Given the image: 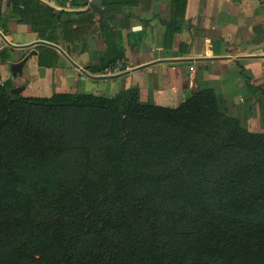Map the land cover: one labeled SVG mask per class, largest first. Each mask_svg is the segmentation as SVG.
Masks as SVG:
<instances>
[{
	"label": "trees",
	"instance_id": "trees-1",
	"mask_svg": "<svg viewBox=\"0 0 264 264\" xmlns=\"http://www.w3.org/2000/svg\"><path fill=\"white\" fill-rule=\"evenodd\" d=\"M102 4V14L112 10ZM73 24H46L44 40L82 52L84 41L65 31ZM38 49L39 67L58 65L52 47ZM84 79L83 90L49 97L0 86V139L11 137L21 156L0 166V264H264V133L242 127L211 88L162 106L139 102L135 88L111 97L85 89ZM30 105L61 118L83 111L89 130L78 123L77 141L57 150L66 135L32 122ZM132 146L143 150L137 164L92 171L94 154ZM8 149L0 145V159ZM65 154L71 166L56 173Z\"/></svg>",
	"mask_w": 264,
	"mask_h": 264
},
{
	"label": "crops",
	"instance_id": "crops-1",
	"mask_svg": "<svg viewBox=\"0 0 264 264\" xmlns=\"http://www.w3.org/2000/svg\"><path fill=\"white\" fill-rule=\"evenodd\" d=\"M42 1L68 10L56 16L53 9L54 19H45L35 0H0V31L12 43H2L0 77L11 93H75L83 74L107 83L111 96L135 88L146 104L177 106L211 88L229 110L264 105V0ZM103 2L112 9L105 14ZM68 20L76 24L65 27L67 36L84 41L82 52L42 42L46 24ZM39 45L55 50L58 65L39 67Z\"/></svg>",
	"mask_w": 264,
	"mask_h": 264
},
{
	"label": "rangeland",
	"instance_id": "rangeland-1",
	"mask_svg": "<svg viewBox=\"0 0 264 264\" xmlns=\"http://www.w3.org/2000/svg\"><path fill=\"white\" fill-rule=\"evenodd\" d=\"M81 76L85 77L83 74L79 75V77ZM85 79H86L85 84H87V87H85V89L93 90V91L99 90L100 93L106 96H111L112 93L111 91H109L107 83L103 81H94L92 78L89 77ZM78 88H81L79 87V84H78ZM80 90L83 89L81 88ZM197 91L194 92L192 91L188 96L192 95ZM7 93L14 96L17 95L11 92H7ZM176 98H174L175 102H176ZM220 104H222V106H225L223 103ZM254 108L252 106L251 109L249 110L247 109V107H241L239 108V110H229L227 108V112L231 116L237 118L241 126L247 129L248 131L254 133H264V119H263L264 105L259 107L260 118L258 117L257 114L259 108L258 109L256 108L254 109ZM27 109H32V113L29 116L32 122L39 125L46 124L48 126H52V129H55L59 133L63 132L66 135L65 139L60 140L57 145H54V148L57 150L61 148L64 151H68L70 145H72V143H75V141H77V140L71 141L70 137L72 136V134L70 133L74 128L77 129L78 123L80 124V127H82L86 132L89 130V128L86 125H83V122H85V116L87 115V113L83 111L70 110L69 112H67V114L64 115V117L61 118L59 114L52 113L51 110L46 109L45 107L30 105V107H27ZM25 116L27 117V115ZM98 132L99 129L97 127H93V138L89 140L90 143L93 145L98 140V137L96 136ZM85 138H86V133H84L83 135V139ZM0 145L1 147L9 148L7 150L9 151L8 153H2V156L5 158V160L0 159V166L3 167V165H8L11 168H15L18 165H20L21 156L13 153L12 149L14 147V144L11 141V137L2 136L0 139ZM142 153L143 150L137 151L135 149V146H132V148L125 149L122 153H112V154L107 152L96 153L94 154L93 157V164L91 166L92 171H100V169L102 168H104L105 170H110L112 167L115 168V167L131 166L137 164L138 159H140ZM53 155L54 154L52 153L51 158L56 157ZM71 160L72 158H70L68 154L63 155L62 157L60 155L57 158V162L51 164L53 171L57 173V172H63V170H68L69 166H71ZM41 180L46 181V178L43 176ZM45 187L48 186L44 184V188Z\"/></svg>",
	"mask_w": 264,
	"mask_h": 264
},
{
	"label": "water",
	"instance_id": "water-1",
	"mask_svg": "<svg viewBox=\"0 0 264 264\" xmlns=\"http://www.w3.org/2000/svg\"><path fill=\"white\" fill-rule=\"evenodd\" d=\"M90 2L91 1H94L95 3H100V0H89ZM53 7V9H54V14L56 15V16H58L59 14H60V12L61 11H65V10H68V9H65V8H61V7H58V6H55V5H53L52 6ZM87 8V7H86ZM44 44H47V45H50V46H52V47H55L57 50H59L61 53H64L61 49H59L58 48V46L57 45H55V44H53V43H49V42H44V41H42ZM10 44V43H9ZM12 45V44H11ZM65 54V53H64ZM22 65V62H19V63H17V64H14L13 65V68L15 69V68H20V66ZM19 92V89L18 88H16V89H14L13 91H12V93L13 94H17Z\"/></svg>",
	"mask_w": 264,
	"mask_h": 264
},
{
	"label": "built area",
	"instance_id": "built-area-1",
	"mask_svg": "<svg viewBox=\"0 0 264 264\" xmlns=\"http://www.w3.org/2000/svg\"><path fill=\"white\" fill-rule=\"evenodd\" d=\"M2 43L3 44H7V45H11L12 43H10L5 36L3 35V33L0 31V49L2 48ZM10 43V44H9ZM4 85V81L2 80V78L0 77V86Z\"/></svg>",
	"mask_w": 264,
	"mask_h": 264
}]
</instances>
